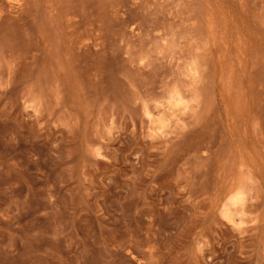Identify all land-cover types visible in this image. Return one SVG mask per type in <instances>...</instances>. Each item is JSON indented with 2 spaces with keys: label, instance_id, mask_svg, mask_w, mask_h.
<instances>
[{
  "label": "rangeland",
  "instance_id": "374dc122",
  "mask_svg": "<svg viewBox=\"0 0 264 264\" xmlns=\"http://www.w3.org/2000/svg\"><path fill=\"white\" fill-rule=\"evenodd\" d=\"M0 264H264V0H0Z\"/></svg>",
  "mask_w": 264,
  "mask_h": 264
}]
</instances>
